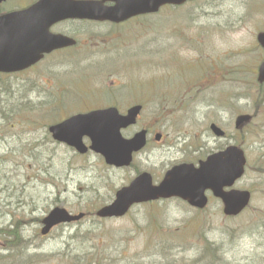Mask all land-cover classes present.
I'll use <instances>...</instances> for the list:
<instances>
[{
  "label": "rangeland",
  "instance_id": "374dc122",
  "mask_svg": "<svg viewBox=\"0 0 264 264\" xmlns=\"http://www.w3.org/2000/svg\"><path fill=\"white\" fill-rule=\"evenodd\" d=\"M241 1L196 0L187 10L166 11L160 40L153 28L146 29L152 40H134L115 51L97 40L93 54L104 59L102 65L82 61L63 76L71 92L94 88L97 79L104 91L122 89L144 103L138 126L157 129L164 138L157 142L153 136L129 167L50 142L39 119L44 94L30 92L23 77L0 80V264H264V84L256 80L264 56L256 34L264 28V14ZM117 61L121 68L100 71ZM156 89L174 94L156 95ZM226 92H233L234 104L228 95L221 100ZM35 98L40 100L32 104ZM241 112L254 118L237 130L234 120ZM211 122L226 128L227 137H215ZM229 144L241 145L248 157L236 186L251 190L252 201L240 215L226 217L214 197L204 210L171 199L137 204L123 217L93 215L137 172L149 170L159 181L173 164L197 162ZM55 206L89 214L42 235L41 220Z\"/></svg>",
  "mask_w": 264,
  "mask_h": 264
},
{
  "label": "flooded vegetation",
  "instance_id": "af4514ba",
  "mask_svg": "<svg viewBox=\"0 0 264 264\" xmlns=\"http://www.w3.org/2000/svg\"><path fill=\"white\" fill-rule=\"evenodd\" d=\"M82 2L85 5L90 4L91 10L93 5L97 7L99 3L104 7H111L116 4V0L0 1V17L11 14V22L14 26V37L11 40L20 41L15 47V53L21 55L22 58H28L37 56L39 51L43 52L35 63L25 69L15 72H0V80L3 77H23L22 82L30 92L39 96L44 94L41 100L40 98L37 99L40 100L47 116L49 109H52V107L57 111V115H62L67 107L83 108L80 112L89 111L95 108L99 99H102V92L91 90L71 92L62 84H50V76L60 78L70 73L73 74L77 71L76 65L78 63L92 61L94 58L93 50L97 47V40L109 41L115 48L120 47V45H117L118 40H141L145 36L146 28H157L160 25L162 12L172 11L181 6L191 7L194 3V1H186L181 5L167 4L161 6L156 12L138 14L124 21H101L93 17H82L81 15L61 17L56 12L57 9L72 10L81 5ZM249 2V11L264 14V0H249ZM262 32H264V28L259 29L257 34ZM51 39L73 40L74 43L55 48L51 52H44V40ZM155 40H160L159 33H157ZM73 58H77V60H72ZM84 58L86 60H83ZM103 99L106 100V98ZM107 101L108 104L101 107H119L123 103L120 108L126 107L128 109L139 103L137 101L130 102L127 95L121 96L120 94H111ZM49 121V125H51L60 120ZM141 129L147 130L149 144L153 137L151 128L144 125ZM224 135L226 137L228 133L226 132ZM47 136L55 142L51 133L48 132ZM85 142L89 144V138H85ZM58 144L64 145L63 143Z\"/></svg>",
  "mask_w": 264,
  "mask_h": 264
},
{
  "label": "water",
  "instance_id": "95a60500",
  "mask_svg": "<svg viewBox=\"0 0 264 264\" xmlns=\"http://www.w3.org/2000/svg\"><path fill=\"white\" fill-rule=\"evenodd\" d=\"M142 0H134L136 6ZM153 5L148 11L156 9L157 5L164 3H180L182 0H150ZM132 3V4H133ZM124 10V9H123ZM121 9V11H123ZM145 10V9H139ZM137 13V12H135ZM123 16L121 19L129 16ZM10 31V28H9ZM0 70L10 71L23 68L21 62L17 68L13 66L15 59L11 51L6 49L5 42L10 40V33L0 31ZM5 38V39H4ZM259 41L264 45V33L259 35ZM21 61L20 59H17ZM259 79L264 80V61L259 68ZM141 111L137 105L129 109L126 115H120L114 107L95 110L85 114L73 116L54 126L55 136L75 146L79 151H85L83 135L88 134L92 139L91 148L102 153L106 161L116 166L129 165L132 162L134 151L140 150L146 143V132L141 131L133 138H123L120 130L136 122ZM251 119L249 114L237 118V126H241ZM212 129L219 135L220 129L213 124ZM246 157L241 149L229 148L222 153L211 155L207 161H201L199 168L193 164H182L170 170L163 182L153 185L152 177L144 172L135 178L130 185L124 186L116 193L115 199L96 211L100 217L124 215L135 202H143L159 197L179 196L188 200L192 205L203 208L207 204L205 191L212 189L216 196L222 197L225 202V212L230 215L240 213L249 203L251 193L248 190L223 191L225 186H231L245 172ZM83 212L73 214L64 207H55L43 219L42 233L47 234L53 226L79 220Z\"/></svg>",
  "mask_w": 264,
  "mask_h": 264
},
{
  "label": "bare ground",
  "instance_id": "6f19581e",
  "mask_svg": "<svg viewBox=\"0 0 264 264\" xmlns=\"http://www.w3.org/2000/svg\"><path fill=\"white\" fill-rule=\"evenodd\" d=\"M76 222H78V221L66 222V223H63L62 225H64V224H70V223H76Z\"/></svg>",
  "mask_w": 264,
  "mask_h": 264
}]
</instances>
